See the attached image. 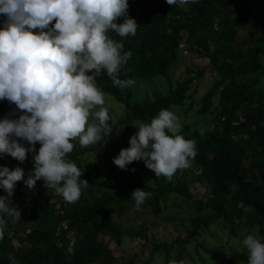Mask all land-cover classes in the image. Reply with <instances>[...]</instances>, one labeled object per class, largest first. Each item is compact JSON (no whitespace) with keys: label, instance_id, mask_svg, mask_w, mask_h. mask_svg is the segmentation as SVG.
<instances>
[{"label":"trees","instance_id":"trees-1","mask_svg":"<svg viewBox=\"0 0 264 264\" xmlns=\"http://www.w3.org/2000/svg\"><path fill=\"white\" fill-rule=\"evenodd\" d=\"M128 15L138 24L136 35H108L123 43V51L131 52L117 78H131L134 85L121 88L104 70L96 76L105 99L111 97L123 106V118L116 125L109 124L111 133L95 144L82 147L78 139L73 141L74 149L66 158L89 183L76 202H66L42 184L29 189L23 181L16 183L10 200L21 219L13 224L5 216L9 222L0 239V264H10L9 257L16 264H153L159 254L163 255L161 264H207L198 250L210 256L213 251L199 240L216 224L230 238L256 234L264 241V0H198L183 7L166 0H129ZM4 19L0 15V26ZM184 46L217 76L203 97L196 94L206 68L187 69L184 81L171 82L170 72L178 66ZM159 80L167 82V95L154 92L152 97L138 98L139 84ZM162 109L200 120L181 123L179 133L195 142L196 155L190 167L174 173V179L157 177L153 171L150 184L142 175L147 168L142 160L123 170L113 157L130 146L134 127L150 123ZM15 112L14 104L0 100V119L15 118ZM209 127L211 131L205 129ZM90 156L93 161L87 160ZM14 164L10 157L0 158L2 166L11 169ZM196 184L211 187L212 196L205 204L192 195ZM137 188L150 193L139 207L130 198ZM0 195H6L3 189ZM171 199L191 208L185 238L162 244L152 240L143 226H122L129 211L135 220L161 217ZM124 239L143 241L152 246L153 253L141 260L119 251ZM193 243L198 261L188 248ZM229 257L228 264H248V253Z\"/></svg>","mask_w":264,"mask_h":264},{"label":"clouds","instance_id":"clouds-1","mask_svg":"<svg viewBox=\"0 0 264 264\" xmlns=\"http://www.w3.org/2000/svg\"><path fill=\"white\" fill-rule=\"evenodd\" d=\"M166 2L183 7L198 0ZM128 8L129 0H0V15L5 17L0 26V100L16 106L15 118L0 119V158L10 155L23 163L29 152L34 153L27 179L23 168L0 165V189L6 193L0 195V239L9 222L5 216L13 224L21 219L10 200L18 181L32 189L43 180L68 203L76 202L82 187L88 186L66 157L74 149L73 141L88 146L112 131L106 94L97 87L96 76L104 70L121 88L135 83L117 78L131 52L108 35H136L138 24ZM119 17L124 18L122 23L116 22ZM90 116L96 123L89 122ZM138 129L130 146L113 157L116 166L127 170L133 161L142 160L157 177L168 178L190 167L195 142L179 134L181 124L171 110H160ZM149 195L137 188L130 198L139 207ZM242 244L248 264H264V241L249 234ZM9 260L16 264L14 257Z\"/></svg>","mask_w":264,"mask_h":264},{"label":"rangeland","instance_id":"rangeland-1","mask_svg":"<svg viewBox=\"0 0 264 264\" xmlns=\"http://www.w3.org/2000/svg\"><path fill=\"white\" fill-rule=\"evenodd\" d=\"M54 24V23H52ZM51 26V25H50ZM187 46L183 47V51L181 52L180 62L178 66L170 72V79L173 85L184 81L187 78L186 70L187 69H200L206 68L207 74L204 79L201 80L198 84L197 94L198 97H203L214 85L217 80V76L211 69L208 67V63L202 60L197 59L192 54L189 53ZM262 88H264V77L261 82ZM168 84L165 80H159L153 83H141L137 87V96L139 99H143L146 97H152L154 92H157L160 95L168 94ZM218 104V100H216L215 107ZM105 106L109 109V120L107 121L108 125H116L123 118L125 111L123 106L118 105L112 100L111 97H107L105 99ZM98 110V109H97ZM174 114L177 116L179 123L189 122L191 124H196L199 119L190 116L185 117L183 112L176 110ZM90 123H96V121L90 116ZM206 130L211 131L212 127L205 128ZM136 133L138 132V127H134ZM25 146L28 147L26 142ZM41 145L39 142L36 144V149L38 151ZM33 156L34 153L29 152L27 154V159L21 163L20 161L12 158L10 155H5L4 157H10L12 160L16 161V164L12 165L11 169L19 166L24 169V179L28 178V174L32 171L33 164ZM88 161H93L92 156L87 158ZM190 172L193 174H197L194 168H190ZM142 175L145 179H147L150 184H153V171L145 168L142 169ZM181 176V174L179 175ZM176 176H173L169 179H174ZM23 181V180H21ZM42 184L44 185L43 180H39L35 185ZM28 189H26V192ZM192 195L195 200H198L202 203H206L212 196L211 187L206 184H196L191 189ZM191 208L181 200H173L169 201L166 205V208L161 215V217L156 218L152 215H148L147 217H141L138 220H135L134 214L132 211H129L122 219L121 224L124 227H131L134 229H138L140 226H143L147 230V235L152 240H158L162 244H171L177 237L185 238L188 229H190V220L192 218ZM242 233L239 234L236 238H230L227 232H224L221 227L218 229V224L211 226L209 230H205L203 232L202 237L200 238V243L204 244L206 248L211 249L213 251V255H207L203 249H199V256L207 263V264H228L230 262V255H235L238 253H247V250L243 247L242 244ZM257 238H259L256 234ZM195 247L196 244L193 243L189 246L190 253L193 254L196 261H198V257L195 255ZM127 254H132L139 256L141 260H144L148 256H150L152 251V246L145 244V242L136 240V239H124L122 247L119 249ZM174 254V252H172ZM163 262V255L159 254L154 256L153 264H161Z\"/></svg>","mask_w":264,"mask_h":264},{"label":"water","instance_id":"water-1","mask_svg":"<svg viewBox=\"0 0 264 264\" xmlns=\"http://www.w3.org/2000/svg\"><path fill=\"white\" fill-rule=\"evenodd\" d=\"M38 31H39V29L36 32H38Z\"/></svg>","mask_w":264,"mask_h":264}]
</instances>
